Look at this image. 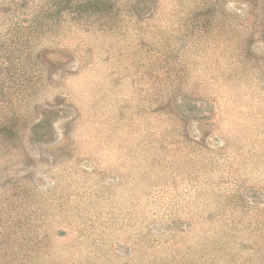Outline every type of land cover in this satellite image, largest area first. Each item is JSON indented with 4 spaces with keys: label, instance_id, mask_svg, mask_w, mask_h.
Wrapping results in <instances>:
<instances>
[{
    "label": "rangeland",
    "instance_id": "374dc122",
    "mask_svg": "<svg viewBox=\"0 0 264 264\" xmlns=\"http://www.w3.org/2000/svg\"><path fill=\"white\" fill-rule=\"evenodd\" d=\"M0 264H264V0H0Z\"/></svg>",
    "mask_w": 264,
    "mask_h": 264
}]
</instances>
